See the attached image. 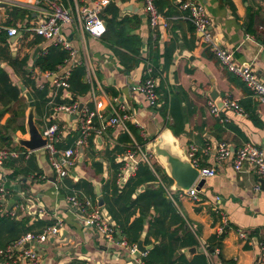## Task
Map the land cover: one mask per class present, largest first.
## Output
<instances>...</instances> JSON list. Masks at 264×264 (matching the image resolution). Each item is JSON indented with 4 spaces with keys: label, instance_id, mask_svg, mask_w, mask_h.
I'll list each match as a JSON object with an SVG mask.
<instances>
[{
    "label": "crops",
    "instance_id": "crops-1",
    "mask_svg": "<svg viewBox=\"0 0 264 264\" xmlns=\"http://www.w3.org/2000/svg\"><path fill=\"white\" fill-rule=\"evenodd\" d=\"M96 1L98 0H61L72 15L71 24L64 26L62 33L75 51V57L69 60L68 52L64 50L66 57L62 64L56 66L54 72H41L34 64L35 59L40 54L44 55L51 46L63 50L55 46L53 41L45 40L32 31L49 11L43 0H33L23 6L0 4V32H6V43L12 58H27V74L35 86L39 90L45 87L48 89L49 101L46 106H40L39 112L35 106V124L40 132L51 124L64 126V134L57 146L69 144L66 148H70L79 137L77 118L57 111V108L76 103L94 111L96 101L102 102L101 113L105 119L109 117L111 105L123 106L128 116L127 124L138 129L137 135L144 140V144L141 146L137 143L127 125L126 129H108L100 137L91 136L87 147L81 152V159L62 180L56 178L44 149L31 152L27 158L21 154L8 158L0 167V189L6 193L0 201V216L6 215L15 205H21L24 212L18 211L16 219L7 215L17 222L28 220L27 227L32 229L29 233L41 232L42 223L44 225L51 222L52 225L57 219L63 221V227L57 237L34 246L39 253L40 250L43 251L40 253L41 264H133L121 248L108 244L90 228L78 209L69 203L68 198H89L99 207L103 221L116 229L104 201L105 194L110 196L105 187L114 175L113 164H123L116 178V184L121 188L137 169V164L125 165V154L133 151L136 146H141L150 154L152 136L160 128L168 129V124H172L171 117L161 116L158 110L165 95L175 93L178 88L185 95L183 98L180 94V97L175 99L181 100L184 130L173 136L182 150L186 151L189 145H195L200 152L209 148L207 155H199V168L213 167L215 174L197 180L193 186L196 199L189 198L183 192L172 191L171 185L166 188L165 196L174 204L183 219V223L171 227L166 238H158L149 230L150 220L156 217L157 213L152 208L146 212L147 217L139 240L143 241L144 246L152 248L143 252L146 253L143 261L150 264L148 253L160 244H168L167 236H171L176 248L174 259L177 260L182 256L181 259L188 263L195 256L204 255L206 264H264V256L260 251V246L264 248V187L260 191L254 190L257 177L250 168L245 167L236 172L230 162H214L215 144L219 142H225L234 150L250 143L264 153V103L257 102L246 85L218 62L202 42V34L194 29L184 18L185 13L178 9V4L184 1L203 5L210 21L209 32L217 46L232 54L236 65L250 66L257 78L264 81L263 0H229L232 7L223 0H153L155 8L168 20L167 28L158 30L150 27L142 0H107L108 3L101 8L99 14L106 24V33L100 38H94L83 30L78 12L82 7L93 9ZM16 10L19 12H15ZM23 11L26 13L23 14ZM121 20L125 21L117 32V23ZM9 28L16 29L17 34L8 37ZM127 30L129 36L141 42L139 55H133L120 44H115L125 42L122 34H126ZM171 49V63L156 77L158 102L153 108L136 88L148 78L145 75L148 66L155 71L150 63L151 51L157 52L159 64L162 66L164 55ZM36 50L38 52L33 57ZM0 67L8 73L13 85L23 86L19 74H15L6 61H0ZM77 68L83 69V81L89 85V92L76 97L72 104L57 103L58 94L61 93V102L71 101L72 95L69 87L61 90L55 88L49 80L50 75L58 76L66 69L70 70L71 76ZM90 71L93 74L89 75L91 82L88 78ZM33 76L37 77V80H33ZM210 95L216 99L234 100L245 115L240 116L232 109L221 108L220 122L209 109L208 103L213 102ZM21 97L27 109L25 118L18 120V124L23 125L25 133L21 130L8 133L12 140L8 146L10 149L1 147L0 150L19 153L28 151L16 141L29 138L26 129L29 104L22 93ZM170 97L169 95L168 98ZM8 118L9 115L6 114L0 125ZM128 137L132 141L131 144L126 141ZM117 148L124 149V154L117 153ZM152 155L156 161L153 153ZM155 165L153 162L148 167L152 170ZM159 168L163 170L161 165ZM15 171L18 175L9 179ZM201 180H204V184L197 191L195 187ZM75 185L80 187L75 188ZM145 187L154 186L139 187L132 198L140 194ZM99 196L102 206L98 205ZM40 207L45 208L49 216H38L36 211ZM137 216L138 213L132 216L130 222ZM223 221L227 224L224 236L221 235L223 239L218 245H214L213 249H209L211 238L221 237L217 236V230ZM237 231H242L246 238H239ZM186 233L192 235L196 244L181 247L183 240L185 244L192 243V240L186 242ZM116 237L117 240L122 238L118 236L117 229ZM192 248H195V252L189 253L188 250Z\"/></svg>",
    "mask_w": 264,
    "mask_h": 264
},
{
    "label": "built area",
    "instance_id": "built-area-1",
    "mask_svg": "<svg viewBox=\"0 0 264 264\" xmlns=\"http://www.w3.org/2000/svg\"><path fill=\"white\" fill-rule=\"evenodd\" d=\"M3 1L6 0H0V4H4ZM43 1L47 4L49 11L47 12L46 17L32 28V31L35 35L45 40H51L55 46L67 51L69 60H72L75 57V51L62 33L64 26L71 24L72 15L63 5L61 0ZM7 2L9 4L12 3L14 5L23 6L12 0H7ZM142 2L144 11L148 16L150 27L153 30L166 29L168 26V20L155 8L153 0H142ZM107 3V0H98L93 9H87L85 7L79 9L78 14L83 30L94 38H100L105 33L106 26L100 19L99 14L101 8ZM178 9L185 13L184 18L194 27V29L202 34V42L207 46L208 50L214 55L218 62L230 73L238 77L246 85L256 101L263 104L264 81L257 78L250 66L246 64L236 65L232 54L217 46L209 32L210 21L206 15L204 6L191 1H184L178 4ZM16 34V29L9 28L7 30L8 37H13ZM48 75L49 74H47V76ZM89 75H93L91 71L88 73V78L90 80L91 76ZM145 75H147L148 78L142 82L136 90L144 97L150 107H155L158 102L157 79L153 76V70L150 66L147 67ZM52 76L53 79L51 81L55 88L67 89L69 87L68 79L70 76V70L65 69L60 75H50V77ZM32 79L37 80V77L33 76ZM95 103L94 111H89L84 107L79 111V106L76 103L67 106H59L57 108V111L75 116L78 120L79 137L72 147L63 150L57 148V144L60 142V137L65 131L64 126L51 124L44 127L40 132L42 138L46 140V145L43 149L47 154L48 163L56 178L59 180L67 177L71 169L81 159V152L87 147L88 140L91 136L100 137L108 129H126L128 116L125 114L123 106L117 105V107H113L111 105V112L108 115L109 117L105 119L101 113L103 110L102 102L96 101ZM208 106L212 115L222 122L219 117L221 109H218L214 102L211 101L208 103ZM221 108L232 109L240 116L245 115L239 105L229 98L222 100ZM209 150V148H206L200 152V149L195 145H189L188 148H186V154L191 163L194 167L199 169L197 180L215 174V169L213 167L208 169L199 168V155H207ZM20 154L27 158L31 152L25 151L19 153L12 150H0V167L3 166L8 158L17 157ZM124 160L126 166H136V164L140 162H145L151 166L154 162L153 155L147 154L141 146H136L133 151L125 154ZM214 162L215 164L230 162L236 172L248 167L257 177V184L254 186V190L260 191L261 188L264 187V153L261 149L256 148L250 143L244 144L235 150L225 142L215 144ZM193 186L185 192V194L191 199H196V193ZM5 194V191L0 189V201L4 198ZM68 201L78 209L79 214L85 218V221L89 224L90 228L95 230L105 242L121 248L124 254L131 258L133 264H145L143 259L146 257V253L139 252L136 245L126 244L122 238L121 240H117L116 229L103 221L99 207L93 204L89 198L71 196L68 198ZM18 211L24 212V208L21 205H15V207L7 214L11 218L16 219L18 217ZM36 214L38 216H49L48 211L43 207L38 208ZM226 226V221H223L222 225L217 230V236L224 234ZM62 227L63 221L57 219L52 225L44 227L39 233H27L21 236L15 242L0 249V264H41L42 257L34 246L37 244H43L49 239L57 237ZM237 234L241 239L246 238V235L242 231H237ZM260 251L261 255L264 256V248L262 246H260Z\"/></svg>",
    "mask_w": 264,
    "mask_h": 264
},
{
    "label": "trees",
    "instance_id": "trees-1",
    "mask_svg": "<svg viewBox=\"0 0 264 264\" xmlns=\"http://www.w3.org/2000/svg\"><path fill=\"white\" fill-rule=\"evenodd\" d=\"M223 1L232 7L229 0ZM15 12L19 11L16 10ZM22 13L25 14L26 12L23 11ZM124 21L125 20H121V22L117 23V32ZM125 33L126 34H122L125 37V42H115V44H120L125 50L129 51L133 55H139L141 42L139 39L129 36L128 30ZM6 39V32H0V61H6L14 70V73L19 74L22 79V85L29 90L35 106L37 107V111L39 112L38 108H40V106L45 107L49 101L47 98L48 89L45 87L42 90H39L35 86V83L30 80V75L27 74V58L22 60L12 58L8 50L9 48L6 43ZM156 44L157 40L155 41V45ZM171 52L172 49L169 53L164 55V63L160 66V58L157 52L155 50L151 51V62H149L155 68V71L153 72L154 77H158V73H161L171 63ZM65 57L66 53L64 50H59V48L51 46V48H49L44 55L40 54L35 59L34 64L41 72H54L56 66L62 64ZM83 78V69H75L71 73L68 80L69 92L72 95V100L61 102L59 99L60 93L56 97L57 103L72 104V102L74 103V101H76V97L86 95L89 92L90 87L83 81ZM176 89L175 93L170 94L168 92L169 94L165 95L163 104L158 110L161 116L166 117L168 115L171 117L172 124H168V129L174 136L184 130L181 100L175 101V99L180 97V94L183 98L185 95L180 89ZM177 92H179V94ZM169 95L171 96L170 98H168ZM26 109L27 105L22 100L19 86L13 85L8 73L0 67V121L6 114L9 115L6 122L3 125H0V148L6 147L7 149H10L8 146L12 140L8 133H15L19 130H21L22 133H25V128L23 125L20 126L18 124V120L25 118ZM127 127L135 137L137 143L143 146L144 140L137 135V133H139L138 129L131 124H127ZM2 131H4V133H2ZM126 141L130 144L132 143L129 137ZM67 146H69V144H66V146H57V148H66ZM19 149L23 150L22 148ZM115 151L119 154H124L125 152L124 149L118 148L115 149ZM121 165L123 164H113L114 175L109 185L105 187L106 191L110 193V196L105 194L104 201L107 212L111 216V219L118 231V236H122V239L126 244L134 245L139 240V237L144 229V221L147 217L146 212L151 208L155 210L157 216L150 220L149 230L153 231L154 235L158 238L165 237L173 225L183 223V219L178 213L176 207L168 199V197L165 196L166 188L171 185L172 182L163 170L160 168L156 169L154 166L151 170L147 164L139 163L137 164V169L134 175L126 181L123 187L120 188V186H117L116 184V178ZM32 167L34 168V165ZM17 175L18 174L15 171L13 175L9 176V179H14ZM25 175H27V173ZM148 185H152L154 187H145L140 194H138L134 199L132 198L139 187ZM74 187L79 188L80 186L75 185ZM136 213H138V216L130 222V218L135 216ZM27 223L28 220H21L17 222L15 219H11L7 214L0 216V249H3L8 244L15 242L21 236L32 231L31 227H27ZM50 224L51 222L44 225L42 223V229ZM223 236L220 238L213 236L211 238L212 244H210L209 249H213L215 247L214 245H218L222 241ZM167 238L169 239L168 244H160L148 253L150 264H206V258L204 255L195 256L192 261L188 263L181 259L182 256H180L178 260L176 258L174 259L176 248L174 247L172 237L167 236ZM185 239L187 240L186 242L192 240V243L185 244L183 240L181 247L196 244L190 233L185 234ZM224 263L233 264L232 262ZM73 264L83 263L75 262Z\"/></svg>",
    "mask_w": 264,
    "mask_h": 264
},
{
    "label": "water",
    "instance_id": "water-1",
    "mask_svg": "<svg viewBox=\"0 0 264 264\" xmlns=\"http://www.w3.org/2000/svg\"><path fill=\"white\" fill-rule=\"evenodd\" d=\"M106 26V24H105ZM38 50L34 52L33 57H35ZM53 79V76L49 79L50 81ZM20 91L26 102L29 104V112L26 117V129L28 133V139H16L17 144L25 150L30 152H35L41 150L46 145V140L42 138L39 129L35 124V104L30 92L23 86H19ZM213 99L212 101L216 105L218 109L222 107V100L219 98L216 99L215 96L210 95ZM83 106L79 105V111ZM167 135L173 139L172 144L164 143L163 136ZM152 153L162 166L166 176L171 180V190L179 192H187L197 181L199 176V169L194 167L191 163L190 159L188 158L186 151L182 150L179 147V143L176 138L173 136L169 129H159L156 133L152 136V146H151ZM204 180H201L195 189L197 191L203 186ZM98 205L102 206V200L99 196ZM120 239V238H119ZM137 249L139 252H147L149 251L152 246H144L143 241L139 240L136 244ZM189 253L195 252V248L189 249Z\"/></svg>",
    "mask_w": 264,
    "mask_h": 264
},
{
    "label": "bare ground",
    "instance_id": "bare-ground-1",
    "mask_svg": "<svg viewBox=\"0 0 264 264\" xmlns=\"http://www.w3.org/2000/svg\"><path fill=\"white\" fill-rule=\"evenodd\" d=\"M12 1L17 2V3H32L33 2V0H12ZM163 141L164 143H167V144L173 143V139L167 135L163 136Z\"/></svg>",
    "mask_w": 264,
    "mask_h": 264
},
{
    "label": "rangeland",
    "instance_id": "rangeland-1",
    "mask_svg": "<svg viewBox=\"0 0 264 264\" xmlns=\"http://www.w3.org/2000/svg\"><path fill=\"white\" fill-rule=\"evenodd\" d=\"M37 1H38V0H37ZM3 2L8 4L7 0H6V1H3ZM35 3H36V1H35L33 4H35ZM20 4H22V5H26V4H24V3H20ZM27 5H29V4H27ZM31 5H32V4H31ZM151 142H152V140H151ZM146 150H147V149H146ZM150 150H151V149H150ZM144 151H145V150H144ZM149 152H150V151H149ZM149 152H148V153H149ZM150 154H152V150H151ZM154 163L156 164V165H155V168L158 169L160 164L158 163V160L155 161V158H154ZM158 164H159V165H158ZM40 251H41L40 253H43L42 250H40Z\"/></svg>",
    "mask_w": 264,
    "mask_h": 264
}]
</instances>
